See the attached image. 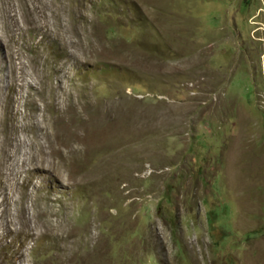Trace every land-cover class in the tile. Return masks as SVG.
Returning a JSON list of instances; mask_svg holds the SVG:
<instances>
[{"label":"rangeland","instance_id":"rangeland-1","mask_svg":"<svg viewBox=\"0 0 264 264\" xmlns=\"http://www.w3.org/2000/svg\"><path fill=\"white\" fill-rule=\"evenodd\" d=\"M0 264H264V0H0Z\"/></svg>","mask_w":264,"mask_h":264},{"label":"bare ground","instance_id":"bare-ground-1","mask_svg":"<svg viewBox=\"0 0 264 264\" xmlns=\"http://www.w3.org/2000/svg\"><path fill=\"white\" fill-rule=\"evenodd\" d=\"M10 16L11 17H13V13L12 14H10ZM142 62V61H141ZM99 106V105H98ZM97 106V107H98ZM75 108V107H74ZM107 108V107H106ZM106 108H104V109H106ZM117 108V107H116ZM101 109V108H100ZM108 109V108H107ZM110 109V108H109ZM102 110V109H101ZM112 110V109H111ZM111 110L109 111V112H111ZM108 111V110H107ZM114 111V110H113ZM97 112H99V110H97ZM96 112V113H97ZM103 112V111H102ZM107 113V112H106ZM104 114V113H103ZM102 114V115H103ZM109 114H111V113H109ZM109 114H107V115H109ZM113 114H115V112H113L112 113V115ZM120 113L118 112V116L117 115H115V117L117 116L118 118H121V116L119 115ZM105 116H106V114H104ZM104 115L102 116V117H104ZM111 115V116H112ZM99 116H101V114H99ZM90 118H92V117H90ZM100 118V117H99ZM116 119L115 120V122L114 123H107L106 122V119H105V117L104 118H102L101 120L104 122L105 121V123H104V127H103V130L101 131V132H99V134L97 135V137L94 139L95 140V143H94V145H96L97 146V148H99L98 147V145H100L101 147H105L104 149H102V150H106V147H109V146H107V144L108 143H106L107 141H108V135H110V134H118V135H120L121 133H125L126 131H128V130H134L135 128H133V125H132V123H134V122H132V121H129L128 123L126 122L125 123V121L123 122L122 121V124H121V122H119L118 123V121L117 120H119V119ZM111 119V118H110ZM115 119V118H114ZM86 120H88V119H86ZM130 120H132V118L130 119ZM100 121V120H99ZM112 121V120H111ZM86 122V121H85ZM92 122H93V119H92ZM96 122V121H95ZM98 122V121H97ZM101 122V121H100ZM102 122V123H103ZM92 124V123H91ZM95 124V123H94ZM96 125V124H95ZM99 125V124H98ZM112 125V126H111ZM90 127V126H89ZM93 127H94V125H93ZM96 129V128H95ZM95 129H93V130H95ZM87 130V129H86ZM92 131V130H91ZM112 131V133H110ZM138 133V132H137ZM136 134V133H135ZM121 136V135H120ZM95 137V136H94ZM83 140V139H82ZM92 140V139H91ZM89 142H90V140H88ZM94 141H92V143H93ZM86 143V142H85ZM88 143V142H87ZM91 143V144H92ZM69 144V143H68ZM93 145V146H94ZM93 146H91V149L90 150H93ZM88 147V146H87ZM86 148V147H85ZM84 148V149H85ZM95 152L97 151L98 152V149L97 150H94ZM105 159H106V157H105ZM104 159V161L103 162H101V165L98 167H96V175L94 176L95 178H94V184L96 183V181L98 180V181H100V180H105V179H107V180H109L108 179V177L110 176H108V177H106V175H105V173H104V176H103V178L100 176V172H101V170H102V168L104 167L105 168V172L106 171H109V172H115V171H117V167L120 165V163L119 164H116L115 163V166L113 167V168H111V165H107V163H108V159L107 160H105ZM116 159V158H115ZM121 160H123L122 158H121ZM118 161V160H117ZM122 162V161H121ZM129 162V161H128ZM122 163H124V162H122ZM91 167V166H90ZM89 167V168H90ZM116 167V168H115ZM95 172V171H94ZM92 173V172H91ZM85 176H88V175H85ZM93 178V177H92ZM90 179V178H89ZM88 179V180H89ZM87 181V180H86ZM91 183V182H90ZM99 183V182H98ZM92 184V183H91Z\"/></svg>","mask_w":264,"mask_h":264}]
</instances>
